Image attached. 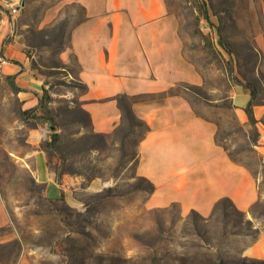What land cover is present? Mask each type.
Masks as SVG:
<instances>
[{"label": "rangeland", "instance_id": "rangeland-1", "mask_svg": "<svg viewBox=\"0 0 264 264\" xmlns=\"http://www.w3.org/2000/svg\"><path fill=\"white\" fill-rule=\"evenodd\" d=\"M166 2L183 56L201 76L199 84L183 83L171 93L215 123L217 143L255 176L259 200L247 212L221 201L208 218L183 216L177 206L146 208L150 187L135 170L145 125L124 98L123 124L108 135L94 133L78 65L72 54L63 55L83 10L66 0H0V61L16 35L38 50L36 114L55 127L40 148L59 187L49 195L46 184L0 149V192L9 215L0 228V264H264V156L257 150L264 146V0ZM238 89L253 100L255 125L236 111ZM11 92L0 77L5 123L21 119ZM15 127L13 147L33 153L26 144L32 127Z\"/></svg>", "mask_w": 264, "mask_h": 264}, {"label": "crops", "instance_id": "crops-1", "mask_svg": "<svg viewBox=\"0 0 264 264\" xmlns=\"http://www.w3.org/2000/svg\"><path fill=\"white\" fill-rule=\"evenodd\" d=\"M66 1L84 12L71 29L63 55L72 54L78 65V79L86 86L83 109L93 132L108 135L123 124L124 98L131 100V114L149 128L139 142L135 168L155 187L146 208L177 206L183 216L194 212L208 218L221 201L230 200L238 211H249L260 196L255 176L217 143L215 123L197 115L180 93H171L183 83L199 84L201 76L183 56L179 25L166 0ZM27 45L16 35L5 46L1 61L6 63L0 61V77H10L19 88L10 94L19 105L18 115L38 107L42 89L32 66L38 50ZM249 102V93L238 89L235 105L243 121ZM4 120L0 112V149L36 182L46 184L49 195L57 196L47 153L40 148L50 133L48 122L27 128L26 144L35 150L21 154L10 139L16 124L28 125L22 119ZM257 150L264 156V146ZM8 224L0 192V228Z\"/></svg>", "mask_w": 264, "mask_h": 264}, {"label": "trees", "instance_id": "trees-1", "mask_svg": "<svg viewBox=\"0 0 264 264\" xmlns=\"http://www.w3.org/2000/svg\"><path fill=\"white\" fill-rule=\"evenodd\" d=\"M7 79L10 82L11 89L14 92H18L19 91V88L15 85L14 81L10 77H8ZM36 111H37L36 109H30V110H26V111H20L19 115H20L22 121H24V123H26L28 126H31L32 128H36L38 125L44 124L47 121L46 118L41 117V116H38L36 114ZM245 112H246V114L248 116L249 122L251 124L255 125L257 121H256V118H255V115H254V103H253V100H251L248 103L247 107L245 108ZM130 114H131V112H130ZM140 122H141L142 125H145V127H146V129L148 131L149 130L148 126L144 122H142V121H140ZM52 137H53V139L56 140L57 137H58V135H53ZM143 180H145L146 182H148L149 187H150V193H152L155 190L154 185L152 183H150L149 181H147L146 179H143ZM223 201H227V202H229L233 206V204H232V202L230 200H223Z\"/></svg>", "mask_w": 264, "mask_h": 264}, {"label": "built area", "instance_id": "built-area-1", "mask_svg": "<svg viewBox=\"0 0 264 264\" xmlns=\"http://www.w3.org/2000/svg\"><path fill=\"white\" fill-rule=\"evenodd\" d=\"M4 6L11 8L13 14H18V12H19V9L16 8V7H11V4H9V2H5V5ZM5 63H6L5 60H2L1 61V64H5Z\"/></svg>", "mask_w": 264, "mask_h": 264}, {"label": "water", "instance_id": "water-1", "mask_svg": "<svg viewBox=\"0 0 264 264\" xmlns=\"http://www.w3.org/2000/svg\"><path fill=\"white\" fill-rule=\"evenodd\" d=\"M48 125H49V127L51 128V130H55V127H54L52 124H49V123H48Z\"/></svg>", "mask_w": 264, "mask_h": 264}]
</instances>
